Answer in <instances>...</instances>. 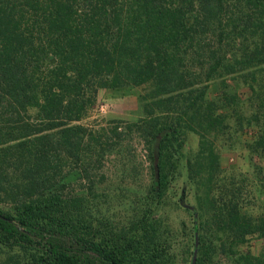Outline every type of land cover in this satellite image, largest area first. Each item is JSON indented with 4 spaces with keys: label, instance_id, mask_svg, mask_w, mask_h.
Here are the masks:
<instances>
[{
    "label": "trees",
    "instance_id": "1",
    "mask_svg": "<svg viewBox=\"0 0 264 264\" xmlns=\"http://www.w3.org/2000/svg\"><path fill=\"white\" fill-rule=\"evenodd\" d=\"M261 70L264 0H0V264H172L149 217L118 231L90 217L84 194L70 190V167L91 184L106 151L136 140L150 213L182 158L185 133L215 128L204 110L210 84L223 91L237 76L255 93ZM141 86L143 116L115 129L114 141H97L80 125L98 90ZM250 121L264 159V121ZM213 156L209 148L203 157L208 178ZM196 163L186 161L190 174ZM185 208L197 239L189 264H217L220 255L264 264V248L240 249L252 234L264 244V203L257 217L232 208L215 217L214 235L201 208Z\"/></svg>",
    "mask_w": 264,
    "mask_h": 264
},
{
    "label": "rangeland",
    "instance_id": "2",
    "mask_svg": "<svg viewBox=\"0 0 264 264\" xmlns=\"http://www.w3.org/2000/svg\"><path fill=\"white\" fill-rule=\"evenodd\" d=\"M254 79L255 93H251L237 76L226 79L227 89L223 91L218 81L210 84L204 110L207 106L212 111V118H217L215 128L208 132L185 133L182 158L170 174L164 198L150 213L147 212V163L136 140L106 151L107 157L97 166V171H92L91 184L84 182L70 167V190L84 194L90 217L108 224L113 231L126 230L133 221L149 217L158 223L161 237L169 247L171 263L189 264V253L197 239L195 218L185 206L201 208L205 219L210 221L207 231L214 235L212 221L215 217L222 216L230 208L257 217L264 203L261 195L264 191V159L254 146L261 133L250 121L253 117L264 121V70ZM147 93L145 86L100 89L96 93V103L80 125L94 131L97 141H114L115 129L123 131L126 124L143 116L142 98ZM226 94L227 97H222ZM200 138H203V144ZM209 148L214 156L210 159L208 178L203 172L208 162L203 157ZM198 151L203 156L201 159L196 156ZM195 159L197 163L190 174L186 161L192 163ZM194 181L200 186L194 187ZM207 191L210 195H206ZM210 198L212 206L208 205ZM197 201L201 207L197 206ZM3 207L5 210L10 208L9 205ZM262 248V241L257 234H252L244 238L240 249L255 255ZM216 263L229 264V260L220 255Z\"/></svg>",
    "mask_w": 264,
    "mask_h": 264
}]
</instances>
